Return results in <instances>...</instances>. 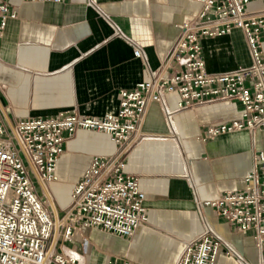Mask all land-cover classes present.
Segmentation results:
<instances>
[{
	"label": "crops",
	"instance_id": "1",
	"mask_svg": "<svg viewBox=\"0 0 264 264\" xmlns=\"http://www.w3.org/2000/svg\"><path fill=\"white\" fill-rule=\"evenodd\" d=\"M1 1L17 13L0 35V111L8 125L60 112H115L120 91L161 69L180 25L193 20L201 7L197 0ZM262 7L264 0L248 6ZM261 45L264 53V34ZM134 46L141 48V56H135ZM202 46L211 72L251 62L240 28L205 38ZM174 67L164 74L171 75ZM179 100L177 92L165 95L172 124L162 103L148 105L142 130L152 137L136 146L127 160V172L139 178L146 194L149 223L131 238L83 227L72 241L59 239L68 243L60 251L79 249L87 237V264H176L185 243L210 227L241 256L222 247L216 264H264V246L212 207L198 204L244 188L255 155L264 150V130L244 128L203 140L207 125L240 117V103L219 100L179 110ZM116 148L108 134L84 129L67 141L57 162L58 180L47 186L46 203L53 216L64 213L91 158Z\"/></svg>",
	"mask_w": 264,
	"mask_h": 264
},
{
	"label": "built area",
	"instance_id": "2",
	"mask_svg": "<svg viewBox=\"0 0 264 264\" xmlns=\"http://www.w3.org/2000/svg\"><path fill=\"white\" fill-rule=\"evenodd\" d=\"M60 1V0H40ZM201 7L193 20L183 22L165 64L151 72L148 80L120 91L115 112L90 116L76 111L52 116L16 119L10 125L0 111V264H87L81 246L58 249L59 239L72 241L83 227L98 228L131 238L149 223L144 204L146 194L139 178L127 172L133 149L152 136L142 130L151 102L163 104L169 123L172 111L165 95L177 92L178 109L219 100H234L241 115L210 124L203 140L244 128L264 130V7L250 10L256 0H197ZM0 0V35L8 20L16 17ZM240 28L251 62L235 69L211 72L207 68L202 40L230 34ZM139 57L142 50L134 46ZM174 67L171 75L164 71ZM103 132L116 143L112 154L94 155L81 179L73 186L70 201L60 216H53L46 203L49 183L57 181V162L65 144L78 130ZM242 189L227 190L214 200H198L199 206L212 207L223 219L250 234L264 246V150L254 158ZM43 193V195L41 194ZM241 258L234 246L210 227L185 243L176 264H216L221 248ZM108 264H115L109 261ZM123 264H142L124 260Z\"/></svg>",
	"mask_w": 264,
	"mask_h": 264
},
{
	"label": "rangeland",
	"instance_id": "3",
	"mask_svg": "<svg viewBox=\"0 0 264 264\" xmlns=\"http://www.w3.org/2000/svg\"><path fill=\"white\" fill-rule=\"evenodd\" d=\"M249 56H250V52H249ZM63 244L66 245L68 243H64L62 240H59V242H58V249H62V245ZM116 264H122V261L121 260L120 261H117Z\"/></svg>",
	"mask_w": 264,
	"mask_h": 264
}]
</instances>
